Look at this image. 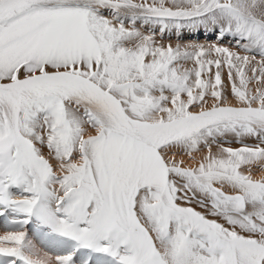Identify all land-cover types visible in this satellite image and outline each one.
Masks as SVG:
<instances>
[{"label": "snow or ice", "instance_id": "snow-or-ice-1", "mask_svg": "<svg viewBox=\"0 0 264 264\" xmlns=\"http://www.w3.org/2000/svg\"><path fill=\"white\" fill-rule=\"evenodd\" d=\"M0 264H264V0H0Z\"/></svg>", "mask_w": 264, "mask_h": 264}, {"label": "rangeland", "instance_id": "rangeland-1", "mask_svg": "<svg viewBox=\"0 0 264 264\" xmlns=\"http://www.w3.org/2000/svg\"><path fill=\"white\" fill-rule=\"evenodd\" d=\"M3 231V226L2 225H0V232H2Z\"/></svg>", "mask_w": 264, "mask_h": 264}]
</instances>
